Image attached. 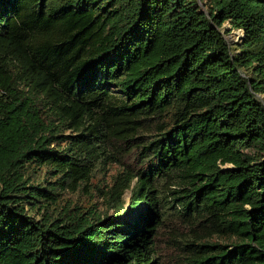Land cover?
Returning <instances> with one entry per match:
<instances>
[{"label":"trees","instance_id":"trees-1","mask_svg":"<svg viewBox=\"0 0 264 264\" xmlns=\"http://www.w3.org/2000/svg\"><path fill=\"white\" fill-rule=\"evenodd\" d=\"M170 263L264 264V0H0V264Z\"/></svg>","mask_w":264,"mask_h":264},{"label":"rangeland","instance_id":"rangeland-1","mask_svg":"<svg viewBox=\"0 0 264 264\" xmlns=\"http://www.w3.org/2000/svg\"><path fill=\"white\" fill-rule=\"evenodd\" d=\"M228 25H224V29H228ZM240 36L242 32L232 31L225 38L230 43L240 42ZM125 166H129L132 170L138 168V162L135 159L127 160L124 158H109L108 160H100L92 171L91 176L88 181L83 183L77 191H65L58 192V202L62 206L66 203L75 205L77 207L90 208L94 206L98 210H105L108 200L101 196L102 192H107L111 189L114 178L116 175L124 169ZM136 180L131 183V187L134 186ZM131 189L126 190L123 195V200L126 207L131 205ZM169 226L167 225L165 229L161 230L157 239L158 252L164 263H169L173 257L171 253L170 245H168V237L170 234ZM167 232V233H166ZM173 264V263H170Z\"/></svg>","mask_w":264,"mask_h":264},{"label":"built area","instance_id":"built-area-1","mask_svg":"<svg viewBox=\"0 0 264 264\" xmlns=\"http://www.w3.org/2000/svg\"><path fill=\"white\" fill-rule=\"evenodd\" d=\"M239 38H241V36Z\"/></svg>","mask_w":264,"mask_h":264},{"label":"water","instance_id":"water-1","mask_svg":"<svg viewBox=\"0 0 264 264\" xmlns=\"http://www.w3.org/2000/svg\"><path fill=\"white\" fill-rule=\"evenodd\" d=\"M242 35H243V33H242Z\"/></svg>","mask_w":264,"mask_h":264}]
</instances>
